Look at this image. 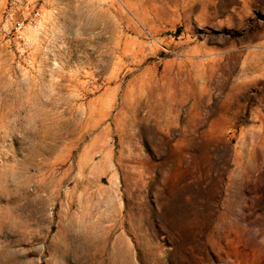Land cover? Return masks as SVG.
<instances>
[{"label": "rangeland", "instance_id": "rangeland-1", "mask_svg": "<svg viewBox=\"0 0 264 264\" xmlns=\"http://www.w3.org/2000/svg\"><path fill=\"white\" fill-rule=\"evenodd\" d=\"M39 1L21 48L0 0L13 264H264V0Z\"/></svg>", "mask_w": 264, "mask_h": 264}, {"label": "built area", "instance_id": "built-area-1", "mask_svg": "<svg viewBox=\"0 0 264 264\" xmlns=\"http://www.w3.org/2000/svg\"><path fill=\"white\" fill-rule=\"evenodd\" d=\"M39 0H9L6 12L10 22V38L21 48L27 45V31L37 27L41 17Z\"/></svg>", "mask_w": 264, "mask_h": 264}, {"label": "clouds", "instance_id": "clouds-1", "mask_svg": "<svg viewBox=\"0 0 264 264\" xmlns=\"http://www.w3.org/2000/svg\"><path fill=\"white\" fill-rule=\"evenodd\" d=\"M7 87V86H5ZM19 141L21 137H13ZM29 175L20 161L12 158L0 159V192H14L27 187ZM15 252L0 245V264H13Z\"/></svg>", "mask_w": 264, "mask_h": 264}]
</instances>
